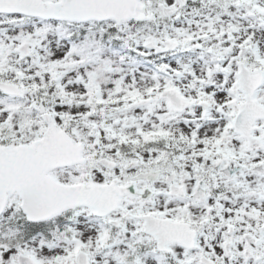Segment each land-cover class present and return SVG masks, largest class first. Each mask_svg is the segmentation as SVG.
<instances>
[{
  "label": "snow or ice",
  "instance_id": "6c2138e0",
  "mask_svg": "<svg viewBox=\"0 0 264 264\" xmlns=\"http://www.w3.org/2000/svg\"><path fill=\"white\" fill-rule=\"evenodd\" d=\"M0 264H264V0H0Z\"/></svg>",
  "mask_w": 264,
  "mask_h": 264
}]
</instances>
